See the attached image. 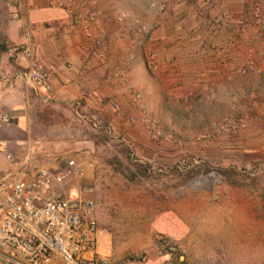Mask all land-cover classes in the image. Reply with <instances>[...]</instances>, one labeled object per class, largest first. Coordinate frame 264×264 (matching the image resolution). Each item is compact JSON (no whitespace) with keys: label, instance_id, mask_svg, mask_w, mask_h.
I'll return each instance as SVG.
<instances>
[{"label":"crops","instance_id":"obj_1","mask_svg":"<svg viewBox=\"0 0 264 264\" xmlns=\"http://www.w3.org/2000/svg\"><path fill=\"white\" fill-rule=\"evenodd\" d=\"M163 1L160 10L157 5ZM254 1L18 0L15 25H28L32 57L48 73L51 99L22 77L27 66L22 33L12 34L9 73L0 78V112L8 117L0 122L5 151L19 165L30 160L51 170L73 159L79 171L53 188L66 194L89 188L81 194L94 203L96 241L112 245L106 224L115 221L116 210L135 216L136 222L139 216L156 217L154 223L183 227L209 219L221 225L218 233H223L224 224L250 233L252 201L246 193L240 200L231 189L223 209L222 203L208 205L213 191L207 187L192 189L167 176L149 179L146 167L149 161L171 162L174 146L164 134L175 143H188L196 132L194 125L210 130L224 113L243 112V122L233 133L212 134L206 141L212 152L229 151L226 161L235 166L251 159L254 149H264V72H234L248 57L264 63V32L255 41L256 27L250 24ZM260 6L264 19V0ZM140 26L147 35L144 44L136 46L133 40ZM131 90L140 96L130 106ZM113 104H118V111ZM41 111L59 112L64 121L45 125ZM89 114L101 121L97 128H92ZM141 114L151 116L164 136L155 142L140 122ZM129 115L136 120L129 121ZM126 159L134 162V171L117 168ZM99 167L109 169L111 178ZM9 168L0 154L1 174ZM17 170L16 165L12 174ZM260 188L264 192V183ZM258 204L264 208V196ZM258 214L264 217V210ZM120 250L111 248L116 255Z\"/></svg>","mask_w":264,"mask_h":264},{"label":"rangeland","instance_id":"obj_2","mask_svg":"<svg viewBox=\"0 0 264 264\" xmlns=\"http://www.w3.org/2000/svg\"><path fill=\"white\" fill-rule=\"evenodd\" d=\"M261 2L262 0H256L254 1L255 4L251 6V12H253L250 14L252 18L250 24H252V27L255 26L257 28V20L264 21V19H261L259 13L261 12ZM17 4L18 0H0V34L4 36L8 43L7 51L0 55V78L4 74L9 73L8 63L11 64L9 58H12V56L8 53H11L9 48L13 44L11 40L12 34L16 36V34L22 33L23 27L15 25L19 19ZM262 12L264 13V10ZM261 36L253 39L257 41ZM249 58L253 59L252 57H248L247 59ZM253 60L263 68L261 73L255 74H262L264 72V63L261 61L258 63L255 59ZM22 86H24V82L22 84L19 83V87ZM40 102L43 101L40 100ZM183 111L182 108L181 113ZM242 114L244 113L239 112L230 115L229 113H224V115L218 118V121L223 117L230 120L242 121ZM38 115L43 119L42 121L45 125L47 121L51 120V122L56 121V119L59 122L64 121L62 114L59 112L41 111ZM148 117L152 120V126L142 125L149 130V136L152 135L156 142L165 135L168 138L167 140L172 141V146L174 147H172L173 156L169 164L163 165L155 161L148 162L146 167L147 177L158 180L167 176L174 179L175 183H187L188 186L194 187L192 189L197 188L200 191H202V187H207L213 191V197L209 199L211 202L208 205L222 203L223 209L227 208V195L230 194L231 189H235V195H240V200H242V195L246 193L252 201V231L246 233L238 229L228 228L227 224H224L222 227L223 233H218L216 229L218 226L221 228V225L211 223L209 219L205 223L198 221L194 224L187 223L183 227L175 224L154 223V220H158L156 217L139 216V218H136L138 220L136 222L134 220L135 216H124L122 211L116 210L118 214L115 217V221L106 224L107 230L113 235L111 240L112 245L108 241L102 243L104 241H100L97 238V253L106 257L109 264H264V217L258 214H261L264 210V208H259L260 205L258 204V201L264 196V192L260 188V184L264 183V177L261 176L264 175V149L251 150V159H244L233 166L230 162L226 161V156L230 154L229 151L223 153L212 152L210 147H207L206 141L214 133H233L241 128V126L228 132L217 130V124L211 127L210 130H205L203 127L194 125V131L196 132L191 137H188L190 138L188 139V143H175L170 134L161 135V128L157 125V122L151 116ZM69 121H72V119ZM98 139H100V135H98ZM200 147L210 151L205 152V154L202 152L198 153L197 149L201 150ZM251 148L253 149L254 147ZM235 152H237V156H241V152ZM124 156L128 157L127 151ZM218 157H223V159ZM127 159L126 163L119 162L121 165L117 166V168L134 171V162L129 161L131 159ZM181 163H183V166H181ZM109 166L111 168L114 167L110 164ZM104 167H108V164L105 163ZM99 169L101 168L99 167ZM101 170L109 177V169L105 168V170ZM110 181L112 182L113 180ZM119 181L120 183L122 182L121 179ZM131 182L134 183V180ZM242 186H246V190H243ZM193 202L195 201H192V205ZM196 204L198 203L196 202ZM111 211L114 213L113 209ZM189 212L193 216L195 215L193 207L189 209ZM192 218L195 219L194 217ZM166 220L169 221L167 218ZM97 226L98 224L96 223V229ZM164 227H169L173 232H168V229L165 230ZM229 231L231 233H227ZM229 237L231 239H228ZM112 247L121 249V254L116 255L112 253Z\"/></svg>","mask_w":264,"mask_h":264},{"label":"built area","instance_id":"obj_3","mask_svg":"<svg viewBox=\"0 0 264 264\" xmlns=\"http://www.w3.org/2000/svg\"><path fill=\"white\" fill-rule=\"evenodd\" d=\"M165 4L160 2L158 9ZM263 32L264 21L257 20L253 38H259ZM136 34L133 44L143 45L147 29L140 26ZM21 50L27 64L22 77L46 99H51L48 73L39 69L32 57L33 41L26 24L22 28ZM235 71L239 74L261 73L263 68L249 58ZM139 96L138 91L131 90L129 105H135ZM113 109L118 111V104H113ZM88 118L92 128L101 123L96 114H89ZM127 119L136 120L132 115ZM150 119L144 114L139 118L142 124L152 126ZM7 121L8 117L0 113V122ZM241 124L242 121L223 117L217 123V130L231 132ZM105 132L109 135V129ZM0 154L12 169L16 165L19 169V175L12 174L10 168L4 174L0 171V264H109L108 259L96 251L94 203L81 194L89 188L67 194L53 188H58L62 181L79 171L80 167L73 159L54 170L33 165L30 160L19 165L5 151L3 140H0Z\"/></svg>","mask_w":264,"mask_h":264},{"label":"trees","instance_id":"obj_4","mask_svg":"<svg viewBox=\"0 0 264 264\" xmlns=\"http://www.w3.org/2000/svg\"><path fill=\"white\" fill-rule=\"evenodd\" d=\"M7 48H8L7 40H5L4 36H2V34H0V55L2 53L6 52Z\"/></svg>","mask_w":264,"mask_h":264}]
</instances>
